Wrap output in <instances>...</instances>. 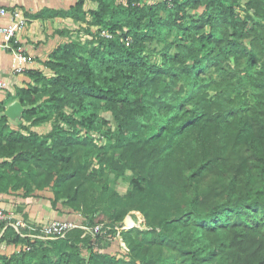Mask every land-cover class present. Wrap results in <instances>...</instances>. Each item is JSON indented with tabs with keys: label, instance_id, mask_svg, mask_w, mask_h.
<instances>
[{
	"label": "trees",
	"instance_id": "trees-1",
	"mask_svg": "<svg viewBox=\"0 0 264 264\" xmlns=\"http://www.w3.org/2000/svg\"><path fill=\"white\" fill-rule=\"evenodd\" d=\"M95 1L33 13L86 22L92 38L59 44L45 61L50 74L28 70L31 81L11 97L24 106L16 125L0 101V190L49 185L53 203L71 207L86 167L72 160L83 148L98 160L92 181L109 166L130 183L83 221L115 225L137 209L145 227L123 230L120 252L75 229L0 264H209L219 254L213 236L227 233L235 264H264V0ZM45 121L48 132L33 128ZM118 149L124 158H110ZM36 167L47 173L38 184ZM161 247L160 258L149 254Z\"/></svg>",
	"mask_w": 264,
	"mask_h": 264
},
{
	"label": "crops",
	"instance_id": "crops-1",
	"mask_svg": "<svg viewBox=\"0 0 264 264\" xmlns=\"http://www.w3.org/2000/svg\"><path fill=\"white\" fill-rule=\"evenodd\" d=\"M77 0H0V27L17 20L23 24L16 29V38L32 60L25 63L23 71H17L18 61L9 48L3 46V33L0 30V101L7 105L18 99H12L16 88L26 86L31 81L29 69H39L48 72L45 61L50 53L61 43H65L77 33L80 23L71 16L55 15L35 17L33 13L44 8L67 9ZM95 0H85V8H95ZM5 9L2 13L1 10ZM17 13V14H15ZM15 15V17H14ZM76 29V30H75ZM6 82V86H1ZM10 93V96H8ZM18 121L20 117L11 118ZM54 191L49 185L0 190V207L14 211L15 216L32 223L41 224L53 219H79V213L68 204L61 201L53 203ZM0 225V261L3 255H12L22 250L25 241L15 239L10 231H3ZM10 231V232H8Z\"/></svg>",
	"mask_w": 264,
	"mask_h": 264
},
{
	"label": "rangeland",
	"instance_id": "rangeland-1",
	"mask_svg": "<svg viewBox=\"0 0 264 264\" xmlns=\"http://www.w3.org/2000/svg\"><path fill=\"white\" fill-rule=\"evenodd\" d=\"M143 1L150 2V1H158V0H143ZM201 10L202 8L198 10L192 9L191 13H196L197 11H201ZM242 13H244V11H242ZM86 25L87 23L84 22L81 28L80 27L77 28V33L74 34L73 38L81 40L82 42H86L89 39H91L92 35H90V33H87V31L84 29ZM90 27L94 32L99 31V26L97 25H91ZM162 46L163 44L157 42V40H154L149 43L148 51L152 55L153 59H158L160 57V51ZM47 73L50 74L51 71H48ZM7 107L8 105L6 106V108ZM13 122L16 125V121ZM113 123L115 125L114 119H113ZM50 127H51L50 121L39 122L33 126V128L39 131L40 133L48 132ZM83 153H84V149L80 148L76 152L72 160V164H73L72 167H76V165H80L84 163L86 166L84 169L77 172V177L76 178L74 177L75 179L73 180L74 187L78 189L79 195L77 199L73 203H71L72 204L71 207L79 213L81 219H83L82 213L87 216H92V215L96 216L100 212L99 210L101 209V206H103L106 203L107 199L114 191H117L120 194H124L130 188L129 180L124 176H117L113 171L110 170L109 166L105 167V172L101 176L100 180L92 181L90 171L93 167V164L96 163L98 160L95 158V155L85 160L83 157ZM110 158H119L122 160L124 157L122 156V151L118 149L115 151H111ZM93 161L94 163L92 164ZM34 171H36L39 174L38 180L36 181L35 184H38L40 181L45 180L47 176L45 170L36 167ZM127 173H130V171H128ZM225 182H226L225 180L224 181L223 180L216 181V179L212 180V184L214 185H218L219 183L223 184ZM135 210L138 211L137 209H130L128 213L133 212ZM138 212L140 215L142 214L140 211ZM137 215L138 214H136L135 217L138 219ZM192 230H194V226H192L189 231L191 232ZM213 237L215 239L214 244L217 246V251L219 254L214 258V260L209 262V264H235L234 252L236 249V245L234 244L235 242L232 240L231 234L227 233ZM63 241L65 243L68 240H63ZM120 241L121 240L117 238L112 240V244H111L112 251L114 252L121 251L122 244L120 243ZM106 242L108 241H104V243ZM66 243H71V242H66ZM124 248L123 250H125ZM162 250H164L163 247L158 248V250L156 251L150 250L149 254L154 258H160L162 256L161 253ZM81 251H82V255H88L89 253L88 246L81 247ZM168 253L176 256L174 250H170ZM31 255L33 256V254ZM179 257L176 258L175 264H185L182 261V259Z\"/></svg>",
	"mask_w": 264,
	"mask_h": 264
},
{
	"label": "built area",
	"instance_id": "built-area-1",
	"mask_svg": "<svg viewBox=\"0 0 264 264\" xmlns=\"http://www.w3.org/2000/svg\"><path fill=\"white\" fill-rule=\"evenodd\" d=\"M2 13L5 9L1 10ZM17 14V13H15ZM15 17V15H14ZM23 24V20L14 21L8 25H2L0 30L3 33L4 41L3 46L11 49L14 53L18 65L16 70L23 71L25 69V63L32 60L30 55L25 53L22 45L19 44V40L16 38V29ZM103 35L111 37L113 34L108 30H102ZM130 39H127V43ZM1 86H6V82H1ZM138 211L128 213L125 218L119 223L112 225L106 221H100L95 223L84 222L83 219H53L41 224L32 223L24 218L15 216L14 211L8 210L4 207H0V225L2 224L3 231L8 228H13L16 234L21 238L27 239L23 245L22 250L28 251L32 248L33 243L37 240L43 239H59L67 237L68 233L75 229H81L83 236H91L94 240L98 237H103L108 240L120 239L122 247L127 250L128 247L122 238V231L128 230L134 226L143 228L145 226V217L143 214H139ZM137 215L138 219L135 217ZM142 216V217H141Z\"/></svg>",
	"mask_w": 264,
	"mask_h": 264
},
{
	"label": "water",
	"instance_id": "water-1",
	"mask_svg": "<svg viewBox=\"0 0 264 264\" xmlns=\"http://www.w3.org/2000/svg\"><path fill=\"white\" fill-rule=\"evenodd\" d=\"M23 110H24V106L18 100L8 105V107L5 110V114L11 118L21 117Z\"/></svg>",
	"mask_w": 264,
	"mask_h": 264
}]
</instances>
